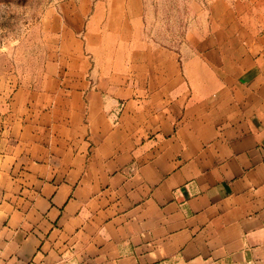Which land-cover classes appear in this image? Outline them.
Wrapping results in <instances>:
<instances>
[{
  "label": "crops",
  "instance_id": "0c3cea01",
  "mask_svg": "<svg viewBox=\"0 0 264 264\" xmlns=\"http://www.w3.org/2000/svg\"><path fill=\"white\" fill-rule=\"evenodd\" d=\"M224 5L0 84V264H264V0Z\"/></svg>",
  "mask_w": 264,
  "mask_h": 264
},
{
  "label": "rangeland",
  "instance_id": "374dc122",
  "mask_svg": "<svg viewBox=\"0 0 264 264\" xmlns=\"http://www.w3.org/2000/svg\"><path fill=\"white\" fill-rule=\"evenodd\" d=\"M236 0H0V84L52 67L64 53L72 67L78 43L88 50L92 18L117 30L128 19L130 34L181 49L194 34L211 32L217 17H231ZM63 45V46H62Z\"/></svg>",
  "mask_w": 264,
  "mask_h": 264
}]
</instances>
